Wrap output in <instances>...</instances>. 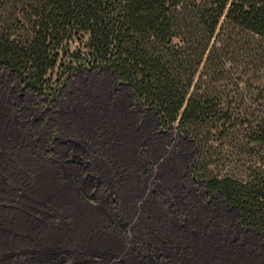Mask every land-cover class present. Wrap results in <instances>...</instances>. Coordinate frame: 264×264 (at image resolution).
I'll list each match as a JSON object with an SVG mask.
<instances>
[{
  "label": "trees",
  "instance_id": "obj_1",
  "mask_svg": "<svg viewBox=\"0 0 264 264\" xmlns=\"http://www.w3.org/2000/svg\"><path fill=\"white\" fill-rule=\"evenodd\" d=\"M245 35L264 45V0H0V65L25 88L51 98L79 70L114 71L161 128L192 137L206 193L264 235V104L239 113L225 101L264 100V69L249 85L226 65ZM234 132L250 158L219 168L220 139Z\"/></svg>",
  "mask_w": 264,
  "mask_h": 264
},
{
  "label": "crops",
  "instance_id": "obj_2",
  "mask_svg": "<svg viewBox=\"0 0 264 264\" xmlns=\"http://www.w3.org/2000/svg\"><path fill=\"white\" fill-rule=\"evenodd\" d=\"M67 88L65 111L54 117L59 133L52 144L61 154L34 145L28 150L27 143L12 146L26 148L25 155L0 147V264H68V253L83 248L82 233L73 240V229L104 218V207L90 197L106 179L114 194V180L123 178L126 165L135 169L138 163V141L154 121L159 125L157 114L140 106L131 86L108 69L78 72ZM87 165L99 171L94 187L84 182ZM209 210L174 236L170 264H264L262 233L228 207Z\"/></svg>",
  "mask_w": 264,
  "mask_h": 264
},
{
  "label": "rangeland",
  "instance_id": "obj_3",
  "mask_svg": "<svg viewBox=\"0 0 264 264\" xmlns=\"http://www.w3.org/2000/svg\"><path fill=\"white\" fill-rule=\"evenodd\" d=\"M226 65L233 73L239 72L245 84L252 85L264 69V45L253 44L247 35L233 39ZM84 70L105 68L90 67L73 73L57 94L48 98L25 88L13 72L0 65V147L9 155H25L26 148L12 146L27 143L28 150L34 145L50 155L61 154L63 149L52 144L59 133L54 129L58 123L54 117L60 110L65 111L68 83ZM225 101H230L231 108L239 113L264 104L263 99H258L250 106L241 93H231ZM152 118H156L153 112ZM220 141L218 167L236 163L235 167L241 169L240 163L250 158L241 149L245 139L234 132ZM137 152L135 169L126 165L120 174L123 178L114 180V194L108 190L106 179L105 185H100L96 195L90 197L104 207V218L94 221L95 226L73 229V240L78 238V232L82 233L83 248L81 252L74 250L71 256L68 253V264H170L168 251L175 250L174 236L199 221L206 208L212 211V207H228L239 219L238 209L228 204L220 191L207 194L202 180L194 178L192 168L198 149L192 137L182 133L176 123L161 128L154 121L152 131L138 141ZM87 166L89 174L83 181L94 187L93 177L99 171L95 165ZM177 221L180 229L174 224Z\"/></svg>",
  "mask_w": 264,
  "mask_h": 264
}]
</instances>
